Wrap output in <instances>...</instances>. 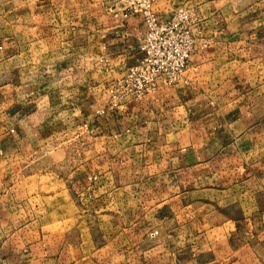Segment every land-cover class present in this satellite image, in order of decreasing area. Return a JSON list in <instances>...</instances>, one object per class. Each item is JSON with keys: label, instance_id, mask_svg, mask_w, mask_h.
Returning <instances> with one entry per match:
<instances>
[{"label": "crops", "instance_id": "1", "mask_svg": "<svg viewBox=\"0 0 264 264\" xmlns=\"http://www.w3.org/2000/svg\"><path fill=\"white\" fill-rule=\"evenodd\" d=\"M106 2L0 0V264H264V0H155L195 15L189 81L115 107L147 28Z\"/></svg>", "mask_w": 264, "mask_h": 264}, {"label": "built area", "instance_id": "2", "mask_svg": "<svg viewBox=\"0 0 264 264\" xmlns=\"http://www.w3.org/2000/svg\"><path fill=\"white\" fill-rule=\"evenodd\" d=\"M154 1L107 0L105 4L106 10L116 17L141 15L147 28L141 46L144 57L111 83L110 107L152 94L161 86L189 81L186 74L196 47V38L191 31L195 15L190 9L179 7L169 20H161L154 10ZM82 127L88 129L87 124ZM90 179L96 182L99 176ZM157 234V230L150 233L152 237Z\"/></svg>", "mask_w": 264, "mask_h": 264}, {"label": "rangeland", "instance_id": "3", "mask_svg": "<svg viewBox=\"0 0 264 264\" xmlns=\"http://www.w3.org/2000/svg\"><path fill=\"white\" fill-rule=\"evenodd\" d=\"M1 71V69H0ZM206 81H211L212 78H206ZM214 79V78H213ZM76 136V135H75ZM71 138V137H70ZM72 141L69 142L68 139L66 138V140H59L57 143H51L48 145V147L46 149H44L43 153H41L39 155V159L36 160V158L32 157V162L31 165H34L36 163H39L40 165H45V168H51L50 170L55 169L56 171H60V172H65L66 171V167H61V164H64V160L67 156V153L70 151V149H75L74 143H76L77 141H73V139H71ZM30 161V160H29ZM53 165V166H52ZM58 174L53 173V172H46V175H34L33 177L30 178L31 181L34 182L33 187L31 188L32 193L36 194L38 191H50L53 189L57 188V184L53 185L52 184V180L54 177H57ZM40 178V179H38ZM40 180L43 182V186L41 189H38V183H40ZM50 185V187H49ZM105 219H107V217H104ZM66 223L68 225L69 228L72 229L73 225H75L74 221L68 220L66 219ZM113 224L114 222H110V221H102L99 224H96L95 222L93 223V227L92 228H98L96 231V235H99V230L104 227L106 228L107 225L109 224ZM79 229H82L84 231V233H87V228L82 224L81 226L78 227ZM87 239V238H86ZM88 242H90L89 239H87Z\"/></svg>", "mask_w": 264, "mask_h": 264}]
</instances>
